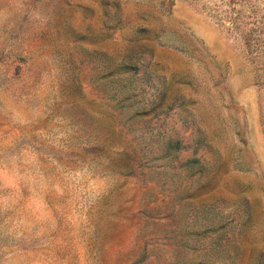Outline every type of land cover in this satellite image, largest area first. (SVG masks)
I'll return each instance as SVG.
<instances>
[{
	"label": "rangeland",
	"instance_id": "rangeland-1",
	"mask_svg": "<svg viewBox=\"0 0 264 264\" xmlns=\"http://www.w3.org/2000/svg\"><path fill=\"white\" fill-rule=\"evenodd\" d=\"M0 264H264V0H0Z\"/></svg>",
	"mask_w": 264,
	"mask_h": 264
}]
</instances>
